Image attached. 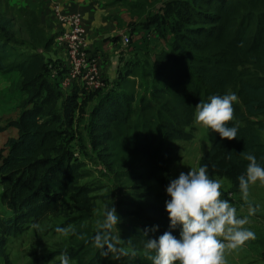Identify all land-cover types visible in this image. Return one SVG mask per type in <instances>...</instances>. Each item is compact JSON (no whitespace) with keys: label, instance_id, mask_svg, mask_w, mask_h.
<instances>
[{"label":"trees","instance_id":"16d2710c","mask_svg":"<svg viewBox=\"0 0 264 264\" xmlns=\"http://www.w3.org/2000/svg\"><path fill=\"white\" fill-rule=\"evenodd\" d=\"M145 7L146 2L141 1L138 10ZM165 9V17H173L171 23L159 22L155 15L148 16L146 26L168 25L173 42L167 43L169 46L156 55L155 61L144 57L127 64L115 88L107 90L99 99L98 109H93L121 111L131 146L146 154L151 173L161 175L156 179L161 189L157 203L134 201L130 205L136 220L126 227L134 249L126 255L131 264H152L144 242L168 230L164 205L170 174L160 157H168L174 142L184 139L200 101L231 92L238 97L233 104V120L228 122L238 128L237 139L222 140L215 133L212 146L201 157V165L208 166L210 177L212 172L224 174L234 192L239 190L238 177L248 163L244 153H254L264 164V121L260 119L264 117V0H179ZM14 23L13 17L0 13V71L19 72L24 85L35 88L29 93L34 98L41 90L46 95L44 105H34L33 101L23 104L17 119L11 121L16 135L8 137L0 148V155L4 153L0 160V205L11 215L0 219V258L4 264H11L6 243L16 231L17 220L29 214L39 217L47 210L42 209L53 202L45 198V190L49 184L58 186L53 172L62 175L67 170L68 146L74 140L68 135L72 127L68 111L79 93L74 92L75 86L63 99L60 111L49 108L52 101L61 99L60 94L51 84H45V64L38 53L13 55L12 46L18 43ZM33 26L29 27L28 46L48 50V41L40 39ZM133 84L135 87L129 89ZM2 131L4 127L0 126ZM124 175L140 180L150 174L130 169ZM173 234L178 236L179 230ZM112 252L106 247L99 249L87 264H100L101 258Z\"/></svg>","mask_w":264,"mask_h":264},{"label":"rangeland","instance_id":"374dc122","mask_svg":"<svg viewBox=\"0 0 264 264\" xmlns=\"http://www.w3.org/2000/svg\"><path fill=\"white\" fill-rule=\"evenodd\" d=\"M64 1L28 0L19 4H11L7 0H0V13L13 17L15 21L14 30L18 43L12 46L15 50L13 55L38 53L45 64L43 75L45 84H51L53 91H58L60 94L61 99L52 101L49 108L56 107L55 109L60 111L63 99L72 94V89L76 86L74 92L79 91L76 102L71 105V111H68L70 113L68 121L72 126L68 135L74 140L70 146L67 145L70 150L67 170L62 173L65 177H61L60 172L52 173L58 186L54 187L49 184L45 190V198L53 202L42 209L47 210L41 216L29 214L23 219H27L25 222L22 219L17 220L14 224L15 233L7 238L6 250L11 264H59L58 257L65 251L70 257L71 264H87L97 250L102 249L96 245L93 237L97 231L101 230L98 227V221L103 219L106 207L112 204L120 218L117 229L109 230L111 232L109 239L112 236L118 238L113 241L116 244V251L109 256L104 255L100 264H131L126 259V255L134 249L130 246V236L126 227L133 225L136 220L130 213L132 209L130 205L134 201H146L150 205L157 203L156 197L159 196L161 189L156 179L161 175L153 172L152 174L146 154L144 155L142 150H135L131 146L125 123L120 118L121 111L113 108L102 112L93 111L97 108L99 99L102 100L104 93L115 88V80L106 74L110 67V59H105L107 62L105 70L100 71L103 88L98 91L88 90L82 85H75L71 90L64 91L57 84V79L60 80V75L65 71L66 56L63 42L65 26L56 18L55 9L62 14L73 15L63 10ZM163 1L164 7L158 11V20L169 24L173 17L166 19L165 7L179 0ZM136 9L138 10V7ZM105 14L110 15L111 12ZM147 16H152V14ZM31 25H35L32 27L33 31L40 39L48 41L50 47L48 50L37 49V51L28 46ZM139 25L144 27L146 24ZM162 26L168 25L162 24ZM187 26L189 27V24ZM103 32L101 28L94 31L97 36H101L100 38L104 35ZM159 34L161 35V32ZM124 37L128 38L127 43H124ZM100 38L93 43L95 51L91 49L93 56L98 59L99 66L103 61L102 53H98L103 51ZM147 41L148 39H139L137 42L140 45ZM172 42L173 39L169 41V43ZM120 43L123 46H129L132 43V34L124 32ZM158 53L150 55L148 52L132 50L131 54L134 60L146 57L145 59L149 61H155ZM17 61L18 59H15V62L19 63ZM56 71L60 75H56L54 79L52 75ZM127 78L134 79L129 76ZM24 84L19 72L5 74L0 71V125L4 126V131L0 132V148L6 137L16 135L11 121L17 119L20 111L25 107L23 104L33 101L34 105H44L42 99L46 93L41 90L36 99L33 95H29L35 88ZM135 85L137 86L136 83ZM135 85H131L129 89ZM185 133L184 139L174 142L168 157L165 154L160 157L161 162L169 166L170 178H175L181 171L187 172L191 168L198 169L201 166L203 153L212 146L215 139L214 132L208 134V131L195 120L191 126L186 128ZM3 154L0 155V160ZM130 169L150 175L140 180L125 176L124 173ZM211 177L221 181V199L230 201L231 181L225 178L224 174L212 172ZM235 205L237 215L241 217L239 206L237 203ZM42 210L40 209L39 212ZM9 215L10 212L0 205V219ZM255 216L256 214L254 218ZM247 227L252 231L257 229L255 222H249ZM60 228H68L69 231L63 233L58 231ZM72 228L75 232L71 231ZM249 243L252 245L250 251L244 248L226 250V264H259L262 256L260 250L256 251L255 248L258 241L255 238L249 239ZM243 245L249 246L246 243ZM0 264H4L1 258Z\"/></svg>","mask_w":264,"mask_h":264},{"label":"clouds","instance_id":"9594fccd","mask_svg":"<svg viewBox=\"0 0 264 264\" xmlns=\"http://www.w3.org/2000/svg\"><path fill=\"white\" fill-rule=\"evenodd\" d=\"M237 99L235 92L211 95L195 106L194 119L208 134L217 133L222 140L237 139L238 128L228 123L233 120V104ZM243 155L248 163L238 177V186L242 198L247 201L250 186L258 181L264 184V164L254 153ZM221 187L219 179L209 176L206 164L198 169L181 171L169 179L164 205L168 230L144 242L152 264H226V250L236 249L255 238V233L245 227L248 218L239 217L236 207L229 200L221 199ZM254 211L255 208L249 205V212ZM119 222L115 207L112 204L106 207L103 219L98 221L101 230L93 237L97 246L116 251L113 241L118 238L112 236L109 239V230L117 229ZM176 229L179 230L178 236L173 234ZM58 231L67 233L69 229L60 228ZM71 231L75 232V229ZM58 260L59 264H71L67 251L60 253Z\"/></svg>","mask_w":264,"mask_h":264},{"label":"crops","instance_id":"0c3cea01","mask_svg":"<svg viewBox=\"0 0 264 264\" xmlns=\"http://www.w3.org/2000/svg\"><path fill=\"white\" fill-rule=\"evenodd\" d=\"M7 1L11 4H19L20 2H27L28 0ZM141 1L143 0H65L62 4L64 11L67 10L66 12L77 14L82 17L86 29L85 42L87 49L92 54V50L95 51L93 49V43L97 42L101 37L97 36L94 31L100 28L104 31V35L100 38L102 44L101 49H103V51L98 52L97 50L98 53H102L103 55V61L100 62V66L101 69H104L107 63L105 59H110V67L107 69L108 71L106 74L115 81L125 66L132 63L130 60H134L131 54L132 50L148 52L150 55H154L165 48L166 44L173 39V35L168 26H162L158 23L150 26L145 25L144 27L139 25L146 24L148 19L147 15H158V11L164 7L162 5L164 1H143L146 2V7L144 10L140 11L136 8ZM106 12H111V14L106 15ZM166 19L169 20L170 18ZM124 32L132 34V43L129 46H123V44L120 43ZM160 32L161 35L159 34ZM139 39H148V41L138 45L137 41ZM260 119L264 121V117ZM6 139L7 137L4 139L1 147ZM262 141L264 142V130L262 132ZM229 199H231L230 202L237 203L241 217L246 216L252 218H248V223L245 225L246 227L249 222H255L257 229L253 230V232L256 236L255 240L258 241L255 248L256 251L260 250L261 252L262 257L259 264H264V184L258 181L256 184L251 185L247 201L242 198L240 190L233 192L232 189L229 193ZM234 203H232V205L236 207ZM249 205L255 208L254 212H249ZM254 214H256L255 218ZM245 243L249 246L241 245L238 248H244L250 251L252 245H250L249 240ZM255 259L258 262L257 258Z\"/></svg>","mask_w":264,"mask_h":264},{"label":"built area","instance_id":"2783aa9c","mask_svg":"<svg viewBox=\"0 0 264 264\" xmlns=\"http://www.w3.org/2000/svg\"><path fill=\"white\" fill-rule=\"evenodd\" d=\"M56 18L65 26L63 42L65 46L64 61L65 71L60 75L53 73V78L60 75L57 84L64 91L71 90L75 85H82L91 91H98L103 88V80L100 78L101 68L98 59L87 49L85 42L86 29L82 17L77 14H62L55 9ZM124 43L128 38H123Z\"/></svg>","mask_w":264,"mask_h":264}]
</instances>
